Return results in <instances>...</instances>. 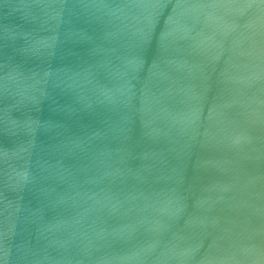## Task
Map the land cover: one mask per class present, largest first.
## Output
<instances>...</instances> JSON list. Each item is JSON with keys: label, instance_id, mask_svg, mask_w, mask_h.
<instances>
[{"label": "water", "instance_id": "water-1", "mask_svg": "<svg viewBox=\"0 0 264 264\" xmlns=\"http://www.w3.org/2000/svg\"><path fill=\"white\" fill-rule=\"evenodd\" d=\"M0 264H264V0H0Z\"/></svg>", "mask_w": 264, "mask_h": 264}]
</instances>
